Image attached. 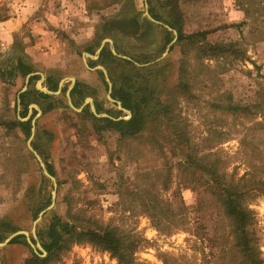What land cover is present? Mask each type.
Returning <instances> with one entry per match:
<instances>
[{"label":"rangeland","instance_id":"1","mask_svg":"<svg viewBox=\"0 0 264 264\" xmlns=\"http://www.w3.org/2000/svg\"><path fill=\"white\" fill-rule=\"evenodd\" d=\"M173 2L0 0L2 243L26 232L43 258L37 231L56 216L136 234L146 240L135 250L137 264H214L219 247L231 245L206 190L209 178L191 163H217L229 179L250 170L264 178V0H178L177 13ZM130 20L135 33L119 29ZM171 23L180 35L202 36L178 39ZM103 40L112 42L100 59L110 97L114 89L129 92L145 118L134 136L102 129L104 118L131 117L108 100L103 74L87 69L97 61L86 53ZM210 45L231 51L218 55ZM32 46L35 52L26 53ZM111 48L115 59L107 56ZM20 62L33 72L22 75ZM72 78L76 94L69 100ZM59 84L57 94L39 95L37 87ZM25 109L31 114L20 118ZM30 118L26 137L14 122ZM243 203L255 214L264 259V197L253 192ZM32 252L24 236L0 246V264H26ZM50 264L116 261L89 244H70Z\"/></svg>","mask_w":264,"mask_h":264},{"label":"trees","instance_id":"2","mask_svg":"<svg viewBox=\"0 0 264 264\" xmlns=\"http://www.w3.org/2000/svg\"><path fill=\"white\" fill-rule=\"evenodd\" d=\"M173 1L172 11L177 13L179 11L178 0ZM149 13L153 19L160 21V18L153 15L152 10H149ZM118 25L119 29H124L125 31L123 32L128 33H135L137 28L136 22L132 20L122 21ZM170 25L171 28L173 27L172 29H176L177 32L179 31L173 23ZM198 36H202V33L190 36H183L179 33L178 39L194 40ZM209 48L218 55L231 51L221 45H210ZM107 56L112 58L110 53ZM18 67L24 76H28L33 72L30 65H24L22 62L19 63ZM48 89L50 91H56L57 86H48ZM74 91L76 92V88ZM39 95L48 97L41 92H39ZM111 97L120 102L121 107L131 113V117L128 120L121 119L118 121L104 118L102 120L106 121L107 126L102 129L110 128L118 132L121 136H134L139 133L143 129V122L145 120L139 102L135 101L129 92H123L121 89H114ZM22 98L21 96V104ZM26 117L27 110L25 109L20 114V118ZM30 121L31 118L25 122L17 120L14 122V125L18 126L26 137H29L31 131ZM191 164H195L202 175L209 178L208 183L210 184V188H206V190L211 198L214 199V203L222 218L228 224V237L232 243L231 245H222L219 247L216 254L218 261L214 264H228L229 261L232 264H264L260 246L258 245L253 229L255 214L248 208L247 203H243L253 192L264 197V178H257L255 171L250 170L239 179H229L225 173L219 171L217 163L215 166L211 164H209L210 166L203 165L200 161L192 162ZM47 172L52 175L49 168ZM149 217L154 224L159 222L158 217L154 213ZM182 221L187 222V219L184 218ZM169 226L171 227L170 224ZM197 228L198 226H196ZM23 238V235L15 236L10 240L9 244L19 243ZM4 239L5 237L0 234V243ZM37 239L41 248L45 251L46 256L41 258L32 252L26 264H50L58 260L61 252L67 249L70 244H89L97 250L109 253L115 259L116 264H137L134 258L135 250L139 242L146 241L139 238L136 234L126 232V230L116 226H97L91 230L74 222L63 221L56 216L52 218L45 230L37 231ZM32 242L34 243L33 240ZM172 260L174 262L173 264H181L175 259Z\"/></svg>","mask_w":264,"mask_h":264},{"label":"crops","instance_id":"3","mask_svg":"<svg viewBox=\"0 0 264 264\" xmlns=\"http://www.w3.org/2000/svg\"><path fill=\"white\" fill-rule=\"evenodd\" d=\"M37 27V26H36ZM105 45H110L112 47V42L110 40H103L100 45L98 46L97 50L94 52V53H89L88 54L86 53V56L92 60V61H97V65L94 66L93 68H89L87 66V69L90 70V71H96L98 70L99 73L103 74L104 76V80L105 82H107V76H106V72H105V68L103 67V63L102 61L100 60L102 56H104V46ZM35 49H36V46H32V47H29V50L26 51V53H34L35 52ZM113 48H111L110 53L111 56H112V59H115V56H118L114 51H112ZM108 55V54H107ZM103 65H102V64ZM100 65V66H99ZM43 76L41 75V80L43 81ZM62 82V81H61ZM49 84H51L49 82ZM76 80L75 79H71V84L68 86V90H67V97L69 98L70 100V97L74 98V95L76 94V92L74 91V89L76 88ZM108 85V84H107ZM60 84L58 85L56 91L54 94H57L58 92H60ZM108 98V96H107ZM109 100V99H108ZM113 100V99H112ZM115 101V100H114ZM118 102V101H117ZM115 103V102H114ZM119 103V102H118ZM120 109V108H119ZM31 112H30V109H29V113H27V116L30 115Z\"/></svg>","mask_w":264,"mask_h":264},{"label":"water","instance_id":"4","mask_svg":"<svg viewBox=\"0 0 264 264\" xmlns=\"http://www.w3.org/2000/svg\"><path fill=\"white\" fill-rule=\"evenodd\" d=\"M151 20H152V19H151ZM152 21H153V20H152ZM107 84H108V99L111 100L112 102H115V103L118 105V107H119L122 111L128 113L125 109H123V108L120 106V103H118V102H116V101H114V100L111 99V97H110V95H109L110 92H111V85H110L108 79H107ZM37 88L39 89L40 92L46 93V94H48V95H52V94H54V93H52V92H50V91H48V90L42 89V88H40V87H37ZM94 115H96L95 112H94ZM102 117H106V116H105V115H102ZM20 120H21V121H25V120H22V119H20ZM34 155H35V157L37 158V160H39V157H38L35 153H34ZM45 174H46L47 176H49V174H48L47 172H45ZM49 177H50V176H49ZM52 195H53V199H52V200H53L52 205H53V203H54L55 192H53ZM50 207H51V206H50ZM42 215H43V213H41L40 216L38 217V219L35 221L34 226H35V224L39 221V219L41 218ZM34 231H35V229L33 228V232H34ZM18 235H23V236H25L26 239H27V242H28L29 246L33 249V252H34L35 254H38V253L36 252V250H35V246L32 244V242H31V240L29 239V236H28V234H27L26 232H18V233L13 234V235H12L11 237H9L4 243L0 244V246H5V245H7V244L9 243V241H10L13 237L18 236ZM36 247H37L39 250H42V248H41V246H40L39 244H37ZM43 254H45V252H43Z\"/></svg>","mask_w":264,"mask_h":264}]
</instances>
